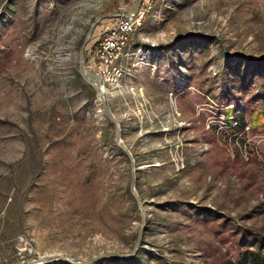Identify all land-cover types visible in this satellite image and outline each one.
I'll use <instances>...</instances> for the list:
<instances>
[{
	"label": "rangeland",
	"instance_id": "374dc122",
	"mask_svg": "<svg viewBox=\"0 0 264 264\" xmlns=\"http://www.w3.org/2000/svg\"><path fill=\"white\" fill-rule=\"evenodd\" d=\"M119 4L0 0V264H236L264 242V0H148L111 68L140 235L129 158L78 73Z\"/></svg>",
	"mask_w": 264,
	"mask_h": 264
},
{
	"label": "built area",
	"instance_id": "2783aa9c",
	"mask_svg": "<svg viewBox=\"0 0 264 264\" xmlns=\"http://www.w3.org/2000/svg\"><path fill=\"white\" fill-rule=\"evenodd\" d=\"M135 1L120 0L115 15L101 21L94 40L86 48V66L103 81L108 78L111 68H115L114 64L127 47L130 35L143 23L148 0H142L137 11L133 12L130 3Z\"/></svg>",
	"mask_w": 264,
	"mask_h": 264
},
{
	"label": "water",
	"instance_id": "95a60500",
	"mask_svg": "<svg viewBox=\"0 0 264 264\" xmlns=\"http://www.w3.org/2000/svg\"><path fill=\"white\" fill-rule=\"evenodd\" d=\"M141 1L142 0H136L131 11H133V12L137 11ZM114 15H115L114 13L98 14L96 16V18L94 19V21L90 24V26L87 30L86 36H85L82 44L80 45V47L78 49V54H77L78 73L85 82H87L88 84H90L94 88L96 101L101 106L102 110L105 113L106 118L108 119V121L113 126L114 142L123 151V153L129 158L130 165H131L130 191L133 194V196L135 197V200L137 201V203L140 207V210H141L142 223H141V227L139 229V235H140L144 229L145 223H144L143 211H142V208L140 206L139 196L135 190V171H136L135 159L133 158L132 153L129 150V148H127V146L123 143V141L121 139L119 123L115 120L112 112L110 111V109L107 105V102H106L105 94H104L101 86L99 85L100 77L95 72H93L91 69H89L84 62V51L86 48V43L88 42V40L92 36L93 30H94L96 24L100 20H102L104 18L112 17ZM123 255L124 254H97V255L91 256V257H89L85 260H82V261L71 260V259L64 257V256H61V255H49V256H43V257L30 259L23 264H42L43 262H45L49 259H60L64 262H66L67 264H88L92 261L103 259L106 257H121Z\"/></svg>",
	"mask_w": 264,
	"mask_h": 264
},
{
	"label": "trees",
	"instance_id": "16d2710c",
	"mask_svg": "<svg viewBox=\"0 0 264 264\" xmlns=\"http://www.w3.org/2000/svg\"><path fill=\"white\" fill-rule=\"evenodd\" d=\"M236 264H264V242L260 243L257 251L243 254Z\"/></svg>",
	"mask_w": 264,
	"mask_h": 264
},
{
	"label": "bare ground",
	"instance_id": "6f19581e",
	"mask_svg": "<svg viewBox=\"0 0 264 264\" xmlns=\"http://www.w3.org/2000/svg\"><path fill=\"white\" fill-rule=\"evenodd\" d=\"M109 80H110L109 77H108L105 81H102V80L100 79V83H99V85L101 86V88H102L104 94L107 92L106 81H109ZM103 82H105V83H103Z\"/></svg>",
	"mask_w": 264,
	"mask_h": 264
}]
</instances>
